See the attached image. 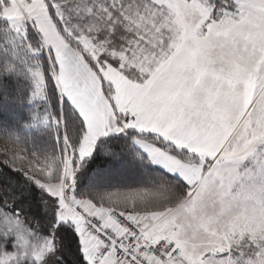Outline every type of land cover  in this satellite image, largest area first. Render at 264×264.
I'll use <instances>...</instances> for the list:
<instances>
[{"label":"snow or ice","instance_id":"obj_1","mask_svg":"<svg viewBox=\"0 0 264 264\" xmlns=\"http://www.w3.org/2000/svg\"><path fill=\"white\" fill-rule=\"evenodd\" d=\"M0 118V264H264V0H0Z\"/></svg>","mask_w":264,"mask_h":264},{"label":"trees","instance_id":"obj_2","mask_svg":"<svg viewBox=\"0 0 264 264\" xmlns=\"http://www.w3.org/2000/svg\"><path fill=\"white\" fill-rule=\"evenodd\" d=\"M29 111L33 110L28 107L27 110L21 113L22 117L26 118L28 116ZM27 123H29L27 119H21L19 122H17L7 120L5 118H0V128L14 129L21 135H23L27 141L26 144L21 143L20 145H16L12 140H8L3 136H0V154H2L6 149L11 150L16 147L25 149L26 151H33L36 153L39 151V149L41 151L42 148L49 149L53 147L52 140H46L47 134L44 131H39V128L36 130L28 129V127H25V124ZM46 145L48 146L46 147ZM69 259H71V257H69Z\"/></svg>","mask_w":264,"mask_h":264},{"label":"rangeland","instance_id":"obj_3","mask_svg":"<svg viewBox=\"0 0 264 264\" xmlns=\"http://www.w3.org/2000/svg\"><path fill=\"white\" fill-rule=\"evenodd\" d=\"M42 106H43V101H41V100H36V101H34L32 104H30V105H28V107H30L33 111L32 112H36V111H39L41 108H42ZM27 107V108H28ZM5 125V124H4ZM7 126V125H6ZM40 129L39 131H44L46 134H47V137L46 136H44V137H46V140L47 141H51V138H50V134L44 129V128H42V127H28V129H31V130H36V129ZM48 145H46V147H47ZM46 150H48V149H41V151H40V149H39V151L37 152V153H40V152H44V151H46Z\"/></svg>","mask_w":264,"mask_h":264}]
</instances>
